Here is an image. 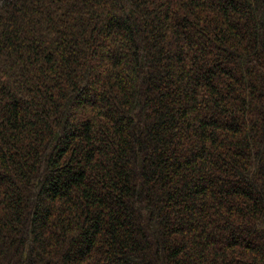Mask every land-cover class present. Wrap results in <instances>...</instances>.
<instances>
[{"label": "trees", "instance_id": "16d2710c", "mask_svg": "<svg viewBox=\"0 0 264 264\" xmlns=\"http://www.w3.org/2000/svg\"><path fill=\"white\" fill-rule=\"evenodd\" d=\"M0 264H264V0H0Z\"/></svg>", "mask_w": 264, "mask_h": 264}]
</instances>
